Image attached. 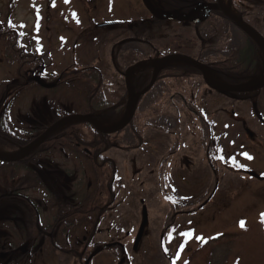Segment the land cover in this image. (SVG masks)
Wrapping results in <instances>:
<instances>
[{
	"label": "rangeland",
	"instance_id": "1",
	"mask_svg": "<svg viewBox=\"0 0 264 264\" xmlns=\"http://www.w3.org/2000/svg\"><path fill=\"white\" fill-rule=\"evenodd\" d=\"M143 1L146 0H0V24L3 25L0 27V81L10 77L15 69L12 64L8 67L7 57L11 53L3 44L13 45L9 36L3 33L4 26L6 31L7 17L12 27L20 32L19 37L26 48L45 51L46 57H42V63L49 64V67L43 66V71L50 68L60 72L68 71L74 66H95L107 79L104 94L120 101L126 91L123 72L130 70L127 69L128 66L140 58L146 57L140 61H147L170 53L174 47L182 46L186 52L181 53L188 54L187 48L191 45L186 47V44L195 45L193 52L200 44L199 38L193 36L190 25L171 23V20H165L167 22L158 30L156 27L147 28L142 33L148 44L124 40L132 36L128 24L133 25L135 21L150 16ZM243 2H246L242 9L248 13L247 18L264 27V22L251 17L252 14L259 20L264 19V6L255 9L248 0ZM237 6L232 4L230 10L237 12ZM110 20L124 21V25L98 27L101 22ZM213 20L210 24L214 29L217 30L215 26L219 29L211 36L210 45H204L206 50H210V54H215L209 56L207 61L229 58L227 54L233 49L245 48L248 41L238 28L223 19ZM220 29L221 38L218 35ZM176 35L180 38L177 39ZM176 39L178 42L174 41ZM122 40L124 41L121 43ZM261 58L263 62L260 61L258 68L263 70L264 53ZM146 70L144 68L131 72V84L136 85L134 81L137 76L138 79L146 77ZM161 75L162 72L158 75L156 85L134 108L131 118L134 124L128 125L120 135L133 144L132 148L122 151L124 148L116 143L119 149L114 148L106 153L122 166L116 178L121 183L118 188V182L115 185L120 199L109 208L85 252L87 260L91 257L89 262L69 253V250H73L71 247L63 251L62 256L56 246L54 250L51 248V254L37 255L31 264H168V257L173 255L174 249L182 242L184 247L179 256L181 261L188 260L187 264H264V219L261 216L264 210V179L248 178L241 172L226 167L218 159L215 160L221 151L227 160L241 165L251 164L253 171L264 175V123L258 120L254 112L256 109L264 114V91L249 99L234 98V94L225 96L213 91L208 93L201 77L197 75L188 81L181 79L179 83H176L180 79L178 77ZM76 84L57 91L63 94H72V90L80 93L81 88H77L80 82ZM1 89L2 85L0 92ZM197 90L200 91V97ZM50 97L49 92L37 104L32 102L34 99H31V95L17 93L7 105L9 119L15 122L18 113L26 117L30 111L35 113L45 106L48 109L53 106L59 113H62V109L66 111L64 107L61 109L51 103ZM66 97L71 100H65L68 104L64 103L65 107L70 108L69 102H73L74 96ZM46 112L49 114V110L46 109ZM36 116L44 118L39 113ZM219 122L221 142H218L217 132L209 131V135H203V132H207L206 126L214 130ZM244 124L252 132V136L243 128ZM132 128H135L138 136ZM212 138L215 140L214 146ZM205 148L208 150L203 157ZM183 158L190 159L192 167L197 169L187 172L184 168L181 171L192 176L190 181L186 174L184 178H175L172 174L176 170V163ZM128 159L135 162L127 164ZM208 162L213 164L209 165ZM213 165L218 171L215 175L211 171L214 169ZM163 168L167 172L160 178L158 174ZM18 174L20 173L10 175ZM6 175L5 172H0L3 180ZM209 196L210 201L206 202ZM2 204L0 202L1 214ZM18 206L22 208L18 212L9 210L5 214L13 213L18 218H23V205ZM46 217L42 212L40 219L44 220ZM90 221L87 219V223ZM239 222H243V226L240 227ZM87 223L84 221L77 226L83 225L90 229ZM111 224H114L115 229ZM171 227L185 229L190 234L187 241L177 234L174 238ZM166 230V240L160 244V237ZM82 231L77 229L74 240L83 239L85 229ZM127 232L129 236L126 237ZM220 232L221 236L217 240L213 239ZM138 233L140 237L133 248L132 240ZM113 234L114 237L109 240ZM115 239L126 243L131 256L129 259L122 255L120 247H109L108 243ZM103 242L107 246L104 245L97 251L99 243ZM19 260L20 264H24V257H19Z\"/></svg>",
	"mask_w": 264,
	"mask_h": 264
},
{
	"label": "flooded vegetation",
	"instance_id": "2",
	"mask_svg": "<svg viewBox=\"0 0 264 264\" xmlns=\"http://www.w3.org/2000/svg\"><path fill=\"white\" fill-rule=\"evenodd\" d=\"M159 7L155 4H152L153 7L159 8L160 12H173L177 14H187L191 16L193 19L202 17L204 15V11H196L198 8L197 3H203V2H214L215 0H173L170 5H167L165 1L163 0H156ZM251 4V7L258 9L261 6H264V0H248ZM237 6V14L239 17L243 18L253 29H255L259 34L264 36V30H262L264 27L259 26L258 22H252L247 18L248 13L244 12L242 9L244 4L246 2H243L242 0H236ZM251 17L254 18L257 21L264 22V19L259 20L257 16H253L251 14ZM152 20L149 22L151 25L150 27H156L155 25H152L154 23V20L152 17L149 18ZM213 19H223L226 22H230L232 25H234L238 30L244 34L239 27H237L234 23L231 21L225 19L221 11H212L208 17L200 22H191L190 23V29L192 31L193 36L200 40V44L195 47V51L193 52L194 46L193 44H186L191 45L188 47L189 55L193 58L199 60L200 62L208 65V66H218V69L216 70L217 75L219 76L221 80V58L216 59L214 61H207L206 59L215 54H210V50H206L204 48V45H210V39L213 34H216L215 32L219 29L215 26L216 29L212 27L210 24L211 20ZM248 19L250 22H248ZM214 21V20H213ZM178 24V23H176ZM163 24L160 25L157 24V30L160 29V27ZM181 25V24H180ZM137 27V26H136ZM206 27L205 29H202ZM145 27H143V30ZM202 29L200 32L199 30ZM218 34V32H217ZM131 38L135 40L136 42H143L144 44H148L144 39H139L136 35L137 32H134L132 30ZM219 38H221V29L219 30ZM176 38L179 39V35H176ZM247 39V37L245 36ZM176 39V40H177ZM175 42H178V40ZM134 42V41H133ZM187 42V41H185ZM247 45H250L253 49L256 47V44L251 43L249 44L247 42ZM246 45V46H247ZM184 47V46H183ZM184 47V48H186ZM257 50V48H256ZM173 51L177 52H186L182 46L181 47H174ZM229 55V53L227 54ZM261 63L263 62L262 58ZM257 67V68H256ZM193 68V67H192ZM258 62L254 63V68L252 69L250 75L251 78L257 77V76H263L264 69L260 68L258 71ZM193 70V69H191ZM245 72H248L247 68L244 70ZM194 75L200 76L199 73H184L183 77L187 81L192 79ZM224 77H226L229 80L233 79H239V76H233L227 72L223 74ZM178 77V76H177ZM201 77V76H200ZM247 77V78H248ZM250 79V78H249ZM247 79V80H249ZM245 80V79H244ZM243 81V80H242ZM241 82V81H239ZM235 83V82H231ZM14 83L5 84L4 86L9 89V91L4 90L0 92V104H2L3 107H0V113L1 111L7 106L11 99L12 88ZM197 84V83H196ZM208 93L211 92L207 88ZM199 93L200 91L197 90ZM126 92L124 93V96H121L122 101L126 102ZM141 99H139L138 103L141 102ZM56 117L54 116L53 119ZM2 122V121H1ZM134 122L132 120L129 122L128 125H133ZM204 125V124H203ZM243 128L248 131V127L244 124ZM134 132H136V136H138V132L135 131V128H132ZM206 131L203 132V135L207 136L209 135V131L217 132L218 134V142H221V123H217L215 125V129H210L209 126H206ZM78 137L69 138V141L75 140ZM94 141L98 144V149L96 151L95 159L94 161L98 163V166L100 167V172L96 173L95 170L90 171L89 168L83 167L77 160H70L66 161L61 158V154H64V152L71 153V150L63 149L60 147V145L54 141L52 142L48 148L46 153L42 152V146L36 148L38 149V152L30 157V155L17 160L16 162H8L7 166H1L0 165V172H5L7 175L5 179L3 180L0 178V202H3V214L0 213V257H10L15 258L17 249H18V241L19 240H28L30 242L35 241L36 239H40L41 245H43L44 249H33V250H27L25 251L27 254H35V255H46L50 252L52 244L55 242L64 241L66 237L74 236L73 231L67 232V230L72 229V227H68L66 225L65 221H62L63 218L61 214L64 215L63 212H68L71 215L75 217L79 216V213H81L83 210H97V209H103L107 208L109 209L110 204L116 200L115 192L111 190L110 186L114 185L113 180V174L120 173L122 166L120 164H117L116 161L108 156L106 153L109 151L108 149H113L116 147V143L112 142L110 147L107 149L105 147V140L103 137L93 135ZM213 146L215 145V140L212 138ZM145 144V142H143ZM139 143L137 144V146ZM17 147L13 148H0L2 150H15ZM57 149V150H56ZM56 150V151H54ZM208 150V148H205L203 151V157H205V152ZM173 155V152H171V156ZM209 157V156H208ZM207 157V158H208ZM47 160L48 163L45 165V167L40 168L39 165L44 161ZM129 162L134 163L135 161L133 159H128L127 164ZM111 163L110 167H106V164ZM212 162H208L210 165ZM213 164V163H212ZM214 166V165H213ZM216 166V165H215ZM214 166V169L211 170L214 175L217 174L218 171H216ZM218 167V166H217ZM186 168L187 172H193L197 169H194L191 165L190 159L183 158L178 163H176V170L173 171V176L176 178H184L186 173L181 172ZM18 169H22L28 174V177L24 180L22 174H18L17 176H11L13 173H18ZM158 171V170H157ZM165 170L164 168L159 171V173H163ZM186 174V175H184ZM189 177V181L192 180V176L188 175L186 178ZM100 180H103L102 182ZM121 182H118V185H120ZM78 188H85L86 194L81 196V194L78 192ZM210 196L207 197L205 200L206 202L209 201ZM18 205H23V218H18L16 215H13V213L18 212L19 209H22ZM9 210H14L11 215H6L5 213ZM44 212L46 214V219L41 220L43 226L39 227L37 222V217H34V215L41 216V213ZM11 217V218H9ZM11 219V220H10ZM8 222H11L9 224ZM113 229H115L113 227ZM115 234H113L109 240H111L112 237H114ZM118 237V235H117ZM84 240H86L84 238ZM116 240V241H115ZM114 241H111L109 243H118L116 245H119V242H121L119 239H115ZM75 245L77 247H80L82 240H74ZM90 244V243H89ZM86 245V248L88 245ZM73 248V247H72ZM87 250H85L86 252ZM80 252H83L80 250ZM60 255L64 256L62 252H59ZM33 256V255H31Z\"/></svg>",
	"mask_w": 264,
	"mask_h": 264
},
{
	"label": "bare ground",
	"instance_id": "3",
	"mask_svg": "<svg viewBox=\"0 0 264 264\" xmlns=\"http://www.w3.org/2000/svg\"><path fill=\"white\" fill-rule=\"evenodd\" d=\"M224 3H226L225 5L230 8L229 0H224ZM7 64L8 67H10V64L15 67L14 73L11 72V76L15 81L14 89L16 93H26L27 96L31 95V99H34L32 102L37 103V101L44 100L45 95H48L50 92L51 102L61 108L64 107L68 115L62 119H45L36 116V114L30 113L28 116L24 117L22 113H18L19 115L15 118V122H12L9 119V106H5V108L0 113V148L18 147L20 150L25 151V157L28 155L32 157L38 152V149L36 148L42 146V152L46 153L48 146L52 142L56 141L61 148L72 151L71 153L64 152V154L68 155L61 154V158L63 160H77L83 167H86L87 169L89 168L90 171L95 170L96 173L100 172V167L98 166V163L94 161L98 144L94 141L93 135L97 134V136L103 137L106 142L105 147H107V149L110 147L112 142L123 147L124 149L122 151H129L132 148V143H129L120 137L122 131L127 127L126 125L110 133L100 130L109 128L111 122L106 121L107 119L104 120L101 118L99 109L93 103L88 104L85 99L80 98L76 94H63L62 92L55 90L27 89L25 86L41 75L42 69L40 67L26 63L19 57H16L12 54L7 57ZM147 64L153 65L154 62L150 61L149 63H142L137 67V70H140ZM98 74H100V76ZM98 74H96L95 78H93L100 84L98 85L97 92H94V94L96 97H100L104 101V106L106 109L112 113H117L115 118L116 122H118L121 120V116L125 113V110L129 104L122 101V99L120 101H115L112 96L108 98L104 94V83L107 82V79L103 77L102 73L99 72ZM207 75L209 76V80H211V82L215 84L218 83L216 76H214L211 71H208ZM145 87L146 86H143L141 90H143ZM151 89L152 87L143 93V96H145V94H147ZM66 95L74 96V100H72L74 103L71 101L69 102L70 108L65 107V104L68 105L66 101L71 100L67 98ZM127 95H129V93H126V96ZM143 96L137 98V101H139V99ZM0 107H3L2 104H0ZM73 134H76L78 138L69 141L68 137L73 139L77 137H74ZM114 148L119 149L117 146ZM108 150L113 151L112 149ZM10 154H13V151L0 149L1 166H7L8 162L17 161L16 159L8 160L7 156ZM47 163L48 161L44 160L39 165V167L43 168ZM110 165L111 163H108L106 164V167L108 168ZM17 171L23 175L24 180L28 177V174H26L24 170L18 169ZM100 181L102 182L103 180ZM110 188L116 193L114 198L119 200L120 195L117 193L115 187L111 185ZM78 192L81 194V196L87 193L85 188H78ZM89 211L83 210L81 212V216L83 217L88 215ZM63 213L64 215L61 214L63 218L62 221H65L66 225H71L76 221V219L70 213L66 211ZM95 232L96 227L92 226L90 229H88L87 234L88 236H92L95 234ZM73 233L76 232L74 231ZM68 252L79 259H84V261H87V258L84 257L85 251L77 252L74 250H69Z\"/></svg>",
	"mask_w": 264,
	"mask_h": 264
},
{
	"label": "trees",
	"instance_id": "4",
	"mask_svg": "<svg viewBox=\"0 0 264 264\" xmlns=\"http://www.w3.org/2000/svg\"><path fill=\"white\" fill-rule=\"evenodd\" d=\"M163 1H165L167 5H170V3L173 0H163ZM1 24H0V27L3 26ZM139 27H141V24H139V26L136 30H138ZM0 32H1V30H0ZM3 33L6 36H9L10 40L13 42V45H11L9 43H7V44L11 45V47L13 48L12 50L14 52V54H13L14 56L19 57L20 59H22L26 63L32 64L35 62L34 57L36 55L31 53V52L26 51L22 46H20L19 40H18V33L14 29H11L10 27L6 26V31H5V26H4ZM9 34H11V36ZM250 50L251 49L246 50V52H244V51L240 52L241 50L235 49L231 52L230 58H228L227 60H224L223 62L221 61V77L225 81H227V82H239V81L246 79L248 77V75L251 74L249 72L252 71L253 66H252V62H250V60H249V57L252 55L249 52ZM238 55H239V58H238ZM218 66L219 65H216V66L213 65V68H215L217 70ZM246 68H247L248 72L244 71ZM185 70L186 69L184 67L168 66L165 68V70H163L162 75L177 77V76H180V75H183L184 73H186ZM225 72H227L233 76L237 75L240 78L229 80L223 76V74ZM98 73L99 72L97 70H95L94 68H89L86 70H72L71 72H68V73L67 72L62 73L63 75L61 77V80L66 79V81H68V82L80 81L78 88H80L82 85H84L83 90L85 91V100L88 102V104L93 103L99 109L101 118L112 120L116 117L117 113H112L108 109H106V107L104 106L105 105L104 101L100 97L99 98L96 97V95L94 94V92H97L98 85H100L98 83V81L93 79V78H95L96 74H98ZM98 75L100 76V74H98ZM146 82H147V79L142 83V86L145 85ZM73 136L75 137L77 135L73 134ZM96 136H97V134H96ZM102 211H104V209H102ZM102 211H100L98 209V212H102ZM24 243H26V242L24 241L21 244H24ZM21 244H17V245L19 246Z\"/></svg>",
	"mask_w": 264,
	"mask_h": 264
},
{
	"label": "water",
	"instance_id": "5",
	"mask_svg": "<svg viewBox=\"0 0 264 264\" xmlns=\"http://www.w3.org/2000/svg\"><path fill=\"white\" fill-rule=\"evenodd\" d=\"M202 5V4H201ZM204 5V4H203ZM206 17L207 14L209 13L210 10L212 9H218L221 8V11L224 13L225 16H227L229 19L233 20L246 34H248L251 38H253L257 43H259L260 45L264 46V38L257 35V33L247 24L245 23L242 19L238 18L237 16L231 14L222 4L220 5V0H217L216 3L213 4H208L206 5ZM158 18L164 19V18H174V19H179V20H186L189 19L190 17L185 16V15H171V14H164V15H158ZM173 58V59H171ZM168 60H181L183 62H187L190 63L192 65H194L196 68H198L201 73L203 74V78L205 80V82L212 87L213 89L221 92V93H226L228 91H248L251 89H254L256 87L261 86L262 84H264V78L258 79V80H251V81H247L241 84H237V85H214L211 82H209L208 78H207V74H206V69H205V65L197 62L196 60L190 58L187 55H183V54H168L165 56H162L160 58L155 59V65L153 66V71H152V76L151 79L148 83V85L141 91L137 92V93H132L129 83L128 81H126L127 84V89L129 92L128 95V106L127 109L125 110V113L123 114L122 118L120 121L116 122L114 125H112V127L106 128V129H100L101 131H105L106 133H110V132H114L120 128H122L128 121V116H129V111L130 108L132 106V104L134 103V101L139 98L143 93H145L148 89H150L156 79V76L158 74V72L160 71V69L165 66L168 62ZM97 129V128H96ZM98 130V129H97ZM25 151H22L21 155L19 157H23L25 156ZM8 158V157H7ZM8 160H14V158H8Z\"/></svg>",
	"mask_w": 264,
	"mask_h": 264
},
{
	"label": "snow or ice",
	"instance_id": "6",
	"mask_svg": "<svg viewBox=\"0 0 264 264\" xmlns=\"http://www.w3.org/2000/svg\"><path fill=\"white\" fill-rule=\"evenodd\" d=\"M248 158L250 159L251 157H248ZM221 159H223V158L221 157ZM233 163H235V161H233ZM237 166H239V165H237ZM262 216H264V214H262ZM241 226H243V222H241ZM184 235H190V234L185 233Z\"/></svg>",
	"mask_w": 264,
	"mask_h": 264
}]
</instances>
